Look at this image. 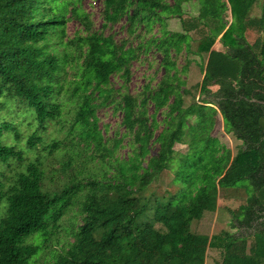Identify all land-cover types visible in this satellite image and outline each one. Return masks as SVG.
Here are the masks:
<instances>
[{"label":"trees","instance_id":"16d2710c","mask_svg":"<svg viewBox=\"0 0 264 264\" xmlns=\"http://www.w3.org/2000/svg\"><path fill=\"white\" fill-rule=\"evenodd\" d=\"M188 1L102 0L101 29L93 30L81 0H0V264H32L73 207L81 223L49 264H264V104L251 100L264 101V0H198L197 14L184 18ZM173 16L178 31L168 28ZM70 17L85 34L64 41ZM122 17L128 37L116 41L104 29ZM155 23L159 36L136 45L129 41L140 35L139 25L146 33ZM191 31L202 33L195 49ZM151 46L161 53L162 76L155 87L148 82L131 94L126 90L131 63ZM182 51L204 59V98L187 106L182 74L192 58L179 67ZM114 74L122 79L117 88L111 86ZM67 102L73 117L64 140L46 141L51 124L62 131ZM106 105L121 111L131 146L125 158L115 154L121 138L109 144L98 125L97 110ZM13 106L34 125L25 148L16 143L20 128L3 115ZM163 108L165 126L155 135V114ZM218 113L224 131L240 140L234 154L211 134ZM151 142L158 143L154 155ZM175 143H186V153H178ZM37 145L40 152L28 157L26 151ZM50 156H64L58 168L64 173L78 159L80 176H68L50 190L45 179L57 170H48ZM175 156L178 189L146 195ZM95 159L100 170L85 171L84 164ZM241 180L248 181L251 194L228 209L231 226L241 232H192L194 219L216 210L219 190ZM213 249L220 258L207 261Z\"/></svg>","mask_w":264,"mask_h":264},{"label":"rangeland","instance_id":"374dc122","mask_svg":"<svg viewBox=\"0 0 264 264\" xmlns=\"http://www.w3.org/2000/svg\"><path fill=\"white\" fill-rule=\"evenodd\" d=\"M171 2V0H168ZM82 9L89 14L90 20L92 22L93 30H100L103 22L102 18V10L103 3L102 0H81ZM198 9V0H189L184 3V18L190 17L193 12H196ZM69 16V13H67ZM169 26L168 28L171 31H176L180 29L178 18L173 16L168 19ZM126 19L122 17L118 22L114 24H108L104 29L105 34H112L116 41H120L123 38H127L128 34L126 31ZM137 32L140 34L139 36L133 35V37H129V41L132 42L133 45H136L138 42H145L148 37H157L160 35V27L158 23L153 24L152 30L149 32L144 31L142 26L139 25L137 27ZM77 34L84 35L85 31H83V26L80 24L78 20L75 18H69L65 25V37L64 41L74 37ZM191 47L193 49L196 48V44L201 37L202 33L200 31H191ZM250 41L256 36V31L251 30L247 35ZM61 49V47H59ZM188 56V57H187ZM194 56V57H193ZM186 58L191 59V63L188 66L186 72L182 74V78L185 80L186 84L184 88L188 91L184 95V106L189 105L192 102H200L204 95L200 94V80L202 78V70L200 65L204 63V59L198 56L192 55L190 53H186L182 51V53L176 58L178 66H182L186 62ZM161 53L155 49L154 46H151L147 49L146 52H140L138 59L132 61L130 68V79L126 82V90L131 94H139L143 89V86L150 82L151 86L155 87L157 82L160 80L163 69L160 66ZM197 61V63L195 62ZM68 75L67 78H72L73 70L67 65ZM122 79L118 77V75L114 74L111 76V86L114 88L119 87L121 85ZM125 90L122 87V91ZM8 110V109H7ZM152 106L148 107V112L152 113ZM165 111L166 108H163L156 112L155 119L158 123L157 129L155 131V135L158 134L160 130L165 126ZM7 118H12L21 131V139L17 141L19 147L25 148L24 142L26 137L33 130L34 125L32 124L29 115L26 113H21L18 111H14V106L5 112ZM62 116L65 119L64 127L62 131H58V124H51L47 130L46 141H49L53 137H59L64 140L65 131L67 126L72 121L73 117V105L70 103H65L62 109ZM97 116L99 118L98 125L102 129L103 136L112 144L113 138H121V145L116 150V156L118 158H125L130 150L131 146L129 145L130 137L127 135H123L125 129L121 125V111L114 110L111 105H106L97 110ZM194 119L190 117L188 123H193ZM211 134L215 136L219 142L226 147L230 148L232 153L234 154L237 148L240 146V140L236 139L231 133H227L223 129V122L220 113L217 114L215 125ZM185 141L188 140V136H184ZM8 142L14 143L15 141L9 137L7 139ZM38 149L32 151H26V155L28 157H33L38 154L41 150V146L37 145ZM174 149L180 153H186L188 147L187 144L175 143ZM158 143L151 142L150 144V155H154L157 152ZM43 157H46L47 154L44 151H41ZM53 156V155H52ZM64 157V156H63ZM62 156L58 157H48L51 158L49 160L50 168H57L53 173H48L45 182L48 184V188L50 190L56 189L59 185L63 184L68 176L77 175L80 176L77 172L80 170L78 165L75 164L78 159L73 160V167L67 169L66 172H62L59 170L60 159ZM177 157L175 156L173 162L170 164V168L162 171L158 177L151 182L148 188L145 191V194L148 195L150 193H154L156 195H162L167 193H173L178 189L179 183L175 179V170L177 167ZM93 169L95 171L100 170L101 162L97 159L93 161H89L84 164L83 169L85 171L87 169ZM106 169L107 166L105 165ZM84 171V172H85ZM7 175H10V171H6ZM84 174V173H83ZM100 174V173H99ZM98 174V175H99ZM251 194V186L247 180H241L233 187L230 188H222L219 190L218 198H217V208L215 211H205L203 216L200 219H194L191 222L190 229L194 233L201 234H216L220 231L227 230L229 232H241L237 227L231 226V216L228 209H235L238 205L245 202L246 198ZM150 206H154L152 202L149 204ZM147 217H150V213L148 212ZM60 226L59 229L54 230V232L50 235V238L45 246V248L37 255V257L32 261V264H49L53 256L56 252L61 251L65 248L69 242L72 241L71 231L76 229V226L81 223V217L77 213L76 207L71 208L68 213H66L63 218L59 221ZM158 228H161L160 224L155 225ZM244 235L247 236L248 241L252 238L247 232H243ZM36 241V239L34 240ZM207 261H212L220 258V252L218 249L209 250L207 254Z\"/></svg>","mask_w":264,"mask_h":264},{"label":"crops","instance_id":"0c3cea01","mask_svg":"<svg viewBox=\"0 0 264 264\" xmlns=\"http://www.w3.org/2000/svg\"><path fill=\"white\" fill-rule=\"evenodd\" d=\"M184 11V10H183ZM197 12H198V9H197V11L196 12H193V14L191 15V16H195L196 14H197ZM257 14H258V16H259V14H260V12H258V11H255ZM190 16V17H191ZM185 17V16H184ZM178 21H179V19H178ZM168 26H169V21H168ZM179 26H180V22H179ZM181 28V27H180ZM178 30H180V29H177L176 31H178Z\"/></svg>","mask_w":264,"mask_h":264},{"label":"water","instance_id":"95a60500","mask_svg":"<svg viewBox=\"0 0 264 264\" xmlns=\"http://www.w3.org/2000/svg\"><path fill=\"white\" fill-rule=\"evenodd\" d=\"M252 101H257V102H260V103H263L264 104V101H260V100H256V99H251Z\"/></svg>","mask_w":264,"mask_h":264}]
</instances>
